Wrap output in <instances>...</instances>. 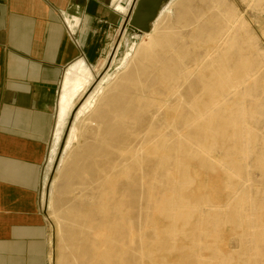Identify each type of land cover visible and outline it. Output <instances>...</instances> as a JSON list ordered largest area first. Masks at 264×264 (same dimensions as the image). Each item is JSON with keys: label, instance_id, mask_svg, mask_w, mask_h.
<instances>
[{"label": "bare ground", "instance_id": "6f19581e", "mask_svg": "<svg viewBox=\"0 0 264 264\" xmlns=\"http://www.w3.org/2000/svg\"><path fill=\"white\" fill-rule=\"evenodd\" d=\"M134 1L114 0V10L124 18ZM169 1L159 10L151 32L140 35L139 45L127 58L112 60L99 83L94 81L93 72L106 66L112 49L98 59L93 70L82 59L69 66L59 99L60 132L74 111L76 98L93 89L74 114L56 174L67 180L63 193L76 191L71 184L75 179L81 189L78 200L88 201L61 215L54 210L53 199L49 201L48 214L54 222L56 237L61 242L66 239L64 247L71 250L69 259L59 254L50 264H146L147 260L148 264H170L163 254L181 251L176 243L178 238H187L191 246L195 242L199 228L191 225L193 212L189 207L197 204L183 197L182 192L177 199L164 193L160 178H165L166 184L174 182V178H188L189 160L198 161L202 169L213 170L216 166L205 153L219 146L224 151L223 174L230 181L237 178L231 169L237 168L243 157H250L259 142L254 120L262 117L263 107L258 104L260 96L257 98L254 93L261 87L260 94H264V70L247 80L256 63L264 62V53L254 49L252 37H240V33L247 34L246 23L233 9L226 12L224 26L214 25L211 15L206 17L195 38L206 51L192 70L183 73L187 70L186 59L181 55V47H174L169 39L183 42L178 27L189 26L187 16L192 3L203 0ZM243 1L246 6L264 10V0ZM207 2L212 10L223 7V0ZM174 9L175 26L168 13ZM123 22L122 19L119 25ZM207 29L210 30L205 35ZM121 32L125 40V28L118 33ZM161 45L175 55L171 61L174 67H156L155 56ZM120 67L111 77L109 69ZM251 89L254 93H250ZM260 142L264 144V137ZM256 165L264 170V152L257 156ZM240 210L235 208L227 213L224 207L223 223H230L243 233L241 224L246 216ZM147 212H153L155 218L164 216L171 223L164 228L152 226L148 235ZM260 217L263 223L264 208ZM212 222L217 219L210 220L204 232H209ZM256 230H260L258 240L264 247V227ZM249 250L252 251L248 248L246 252ZM208 251L214 258L197 261L193 254L179 264H231L233 260V255L225 256L215 248ZM246 252L238 255L239 260L251 264ZM157 253L160 255L156 256ZM260 260L253 264H264V259Z\"/></svg>", "mask_w": 264, "mask_h": 264}, {"label": "crops", "instance_id": "0c3cea01", "mask_svg": "<svg viewBox=\"0 0 264 264\" xmlns=\"http://www.w3.org/2000/svg\"><path fill=\"white\" fill-rule=\"evenodd\" d=\"M114 5L0 0V264H50L38 196L57 90L69 66L93 63L125 20Z\"/></svg>", "mask_w": 264, "mask_h": 264}, {"label": "rangeland", "instance_id": "374dc122", "mask_svg": "<svg viewBox=\"0 0 264 264\" xmlns=\"http://www.w3.org/2000/svg\"><path fill=\"white\" fill-rule=\"evenodd\" d=\"M231 9H233L237 16L241 17L247 25V34L240 33V37H242V39L244 40L246 36L252 37L255 43L254 49L259 53H264V10H262L261 8H255L253 6H246L243 0H223V7L218 10H212L211 4H209L207 0L195 1L194 3H192L191 12L187 16V23L189 24V26L178 27L179 33L183 37V42L179 43L172 38L169 39L171 42H174V47H181V55L184 57V59H186L185 68L187 70H183V73L192 70L194 68V64L200 61L201 57L206 51V48L203 47L197 39L195 40L196 34L204 25V20L206 19V17L209 16L210 18L211 15L212 23L214 25L224 26V20L227 15L226 12L230 11ZM168 13L170 15L171 24L175 26L177 21V10H170ZM123 24L124 23L119 26L117 25L114 28L113 32L110 34V38L105 40L104 45L101 48L102 52L97 57V59L93 63L85 62L86 65L91 70H93V67L95 66L98 59L105 57L107 53L112 49L106 66L98 72H93L94 81L96 82V84L99 83L103 75L107 72L106 68H108L112 60L115 59V61H118L120 59L127 58V56L133 53V50L139 45L141 41V36L135 38L133 34L126 29L125 40H123V32H121L120 34L118 33L119 30L124 28ZM196 25H198L199 27L195 29V31H193V28ZM209 30L210 29H207L204 34L206 35ZM162 45L155 56L156 67L160 65L174 67L175 64H173L171 61L172 59H175V55L169 52L166 46L167 44L164 45V47H162ZM263 63H256V66L253 67L249 74L250 78L247 80V82L260 75V72L264 70ZM68 69L66 70L57 90L55 123L50 142L48 144L47 154L43 166L42 185L38 196L39 209L45 219L49 232L48 244L50 262L52 260H55L57 255L59 254L62 256V258L69 259L71 250L64 247V244H67V240L65 239V241H63V232L61 233V236H63V242H61L60 239L56 237L54 222L49 219L50 217L48 214L49 201L53 199L54 210L60 212V215L64 214L63 212L67 211V209L69 210L72 206L78 209L81 204L84 203V201H88L87 198L82 201L78 200V198L81 196V189L78 188V182L74 178H79V176L74 177V180L71 181V184L73 185V188L76 189V191L68 194L63 193V191L67 187V180L65 181L64 177L59 178L58 174H56L60 158L64 153L67 136L74 120V114L77 108L85 101L86 97L89 95V91L93 89L91 88L88 92H86V94L80 95L78 98H76L74 111H72L66 119V126L64 130L60 132L57 127V124L59 123L57 117L59 109V99L65 89L64 81L68 76ZM120 70L121 67L118 68V70H116L115 68L109 69V74L111 75V77H113V75H115L116 72ZM157 88L159 92L162 93V88L159 85L157 86ZM252 89L250 90V93H254ZM149 92H151V90ZM260 92H262V88L257 87V91L254 93L255 97L258 98L260 96L258 104L260 106L262 105L263 107V109H261L263 111L261 112L262 117H257L254 120V126L257 127L256 129L259 133V142L255 144L253 152L249 153L248 156L250 157H243L240 161L239 166L235 169H231V171L237 175V178H230V181H228L226 176L223 174L224 151L219 146L214 148L211 152L205 153L207 160L216 166L213 168V170L202 169L198 161L189 160V163L186 166L188 178H174L175 181H171V183L169 184H166L164 180L165 178H160L161 189L164 193L173 196L174 199H177L178 195H180V192H182L183 197L189 198L191 202L195 201V203L197 204L193 207H189L190 211L193 212L191 225L197 226L199 228V231L197 232L198 235L195 238V242L193 246H191V243L187 238H178L176 243L181 251H175L170 254H163V259L165 261H168L170 264L183 263L185 259L187 261L188 256L193 254L197 255V261H200L201 259L204 260L214 258V255L211 254V251H208V249L210 248L220 250L225 256L233 255L231 264H245V262L243 263V261L239 260L238 255L242 254L243 250H245V252L248 251V248L252 249V251L249 250L250 252H246L247 255L245 254V257L251 264H253L254 261L258 263L260 259H264V256L262 258V255H264V247L259 243L260 241L258 240L260 237V230L254 231L255 229H261V226L264 227V221L263 223L260 222L262 219V217H260V210H263L264 208V170H260L256 165L257 156L264 152V144L260 142V138L264 137V94L262 95L260 94ZM74 148H77L76 142H74ZM54 182L55 187H52V183ZM227 183L229 187L225 189V185ZM75 199H77V201ZM240 199H243L242 203L239 202ZM74 200L75 202H73ZM224 207L225 210H228L227 213L232 212L235 208H240V213L242 215L245 214L246 219H244L243 224H241L243 227V233L240 229L234 227L232 224L223 223ZM153 214V212H147L146 216L145 228L147 229V231L149 230L147 233L148 235L151 234L150 229L152 228V226L155 225L158 228H164L167 226V224L171 223V221L164 218V216L155 218ZM70 219L72 220L71 216ZM215 219H217V222H212L210 224L209 232H204L203 230L205 225L210 220ZM155 220L156 222H154ZM70 232L72 234H75V231L73 233V230H69V233ZM241 233L242 235H240ZM253 242L256 243V245ZM205 245H207L208 247H205ZM190 247H193L194 251H192ZM183 251H185L186 253ZM254 252L256 254H254ZM158 255H160V253L156 254V256ZM255 255L257 256L255 257ZM169 260H171L172 262H170ZM72 264L74 263L72 262ZM146 264H148V260L146 261Z\"/></svg>", "mask_w": 264, "mask_h": 264}, {"label": "water", "instance_id": "95a60500", "mask_svg": "<svg viewBox=\"0 0 264 264\" xmlns=\"http://www.w3.org/2000/svg\"><path fill=\"white\" fill-rule=\"evenodd\" d=\"M169 0H135L123 27L134 35L149 33L161 7ZM120 22H117L119 26Z\"/></svg>", "mask_w": 264, "mask_h": 264}, {"label": "built area", "instance_id": "2783aa9c", "mask_svg": "<svg viewBox=\"0 0 264 264\" xmlns=\"http://www.w3.org/2000/svg\"><path fill=\"white\" fill-rule=\"evenodd\" d=\"M73 25H74V26L77 25L75 21H73ZM74 26H73V27H74ZM69 35H71V31H70V30H69Z\"/></svg>", "mask_w": 264, "mask_h": 264}]
</instances>
